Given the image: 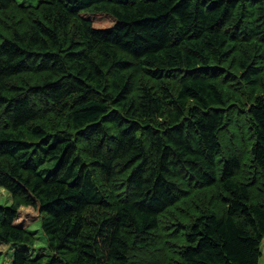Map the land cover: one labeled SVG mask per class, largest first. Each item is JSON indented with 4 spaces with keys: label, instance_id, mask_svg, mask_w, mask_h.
Segmentation results:
<instances>
[{
    "label": "trees",
    "instance_id": "trees-1",
    "mask_svg": "<svg viewBox=\"0 0 264 264\" xmlns=\"http://www.w3.org/2000/svg\"><path fill=\"white\" fill-rule=\"evenodd\" d=\"M37 2L0 0V242L30 208L49 249L12 264H260L264 0Z\"/></svg>",
    "mask_w": 264,
    "mask_h": 264
},
{
    "label": "rangeland",
    "instance_id": "rangeland-1",
    "mask_svg": "<svg viewBox=\"0 0 264 264\" xmlns=\"http://www.w3.org/2000/svg\"><path fill=\"white\" fill-rule=\"evenodd\" d=\"M21 3L32 4L36 5L38 2L37 0H19ZM105 23V22H104ZM237 122H240L238 120ZM200 198L206 199L207 204H211V194L208 191H205L201 194ZM200 198L198 201H201ZM12 198L8 191L0 187V205L8 207L11 205ZM20 226L25 225L26 228L34 233L36 242V247H29L26 245H13V244H4L0 242V264H12L13 262V255L16 250H30L33 254V257H38L42 254H49V249L47 246V238L42 230L41 220L32 209L30 208H23L21 209L19 221ZM149 264H165L162 260V257L153 263Z\"/></svg>",
    "mask_w": 264,
    "mask_h": 264
},
{
    "label": "crops",
    "instance_id": "crops-1",
    "mask_svg": "<svg viewBox=\"0 0 264 264\" xmlns=\"http://www.w3.org/2000/svg\"><path fill=\"white\" fill-rule=\"evenodd\" d=\"M260 264H264V240H263V244H262V257H261V260H260Z\"/></svg>",
    "mask_w": 264,
    "mask_h": 264
}]
</instances>
